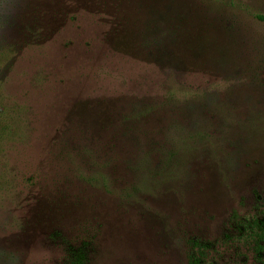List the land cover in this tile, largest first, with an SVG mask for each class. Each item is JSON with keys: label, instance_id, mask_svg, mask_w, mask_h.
<instances>
[{"label": "rangeland", "instance_id": "374dc122", "mask_svg": "<svg viewBox=\"0 0 264 264\" xmlns=\"http://www.w3.org/2000/svg\"><path fill=\"white\" fill-rule=\"evenodd\" d=\"M264 0H0V264H264Z\"/></svg>", "mask_w": 264, "mask_h": 264}, {"label": "trees", "instance_id": "16d2710c", "mask_svg": "<svg viewBox=\"0 0 264 264\" xmlns=\"http://www.w3.org/2000/svg\"><path fill=\"white\" fill-rule=\"evenodd\" d=\"M261 223H262V225H263V227H264V222H261ZM200 257H201V256H196L195 259H194V261H193V263H194V264H199L200 261H201Z\"/></svg>", "mask_w": 264, "mask_h": 264}]
</instances>
